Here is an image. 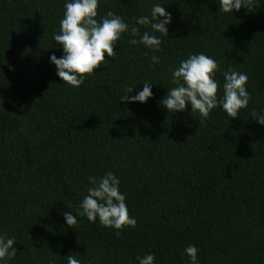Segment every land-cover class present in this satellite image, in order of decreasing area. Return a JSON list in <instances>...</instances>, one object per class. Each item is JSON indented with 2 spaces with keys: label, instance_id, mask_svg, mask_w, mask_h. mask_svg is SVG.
Listing matches in <instances>:
<instances>
[{
  "label": "trees",
  "instance_id": "16d2710c",
  "mask_svg": "<svg viewBox=\"0 0 264 264\" xmlns=\"http://www.w3.org/2000/svg\"><path fill=\"white\" fill-rule=\"evenodd\" d=\"M70 0H0V235L15 240L6 264H264V0L252 12H220L218 0H99L130 26L153 5L171 13L153 50L122 34L114 58L79 87L63 83L52 55ZM43 37V38H42ZM139 39V37H136ZM147 53V55H145ZM217 61L218 98L229 67L248 76V107L232 119L170 114L161 101L172 70L192 54ZM151 83L146 103L121 102ZM203 119V123L199 122ZM113 172L135 228L116 230L78 215L88 177ZM77 217L67 226L63 212ZM5 264V261H0Z\"/></svg>",
  "mask_w": 264,
  "mask_h": 264
},
{
  "label": "clouds",
  "instance_id": "9594fccd",
  "mask_svg": "<svg viewBox=\"0 0 264 264\" xmlns=\"http://www.w3.org/2000/svg\"><path fill=\"white\" fill-rule=\"evenodd\" d=\"M218 4L220 12L223 13H233V10L240 11L241 8L252 12L253 8L257 7L255 0H218ZM98 6L99 0L66 2L64 16L60 20L59 34L53 37L63 49V56L58 58L52 55L50 60L55 64L57 75L62 82L71 87L81 86L86 76L100 68L106 59L105 54L109 58H114L116 42L125 33L133 37L129 40L130 44H143L153 50L151 56L153 66L160 63L159 57L154 53L160 50L162 41L149 31H144L141 35L140 28L136 25L150 28L152 32L169 35L167 25L172 22L171 13L162 5L155 4L150 16L136 18V25L130 26L112 11H108L99 20L96 19ZM219 70L217 61L203 53L192 54L180 61L179 67L172 70V84L175 86L169 88L167 95L162 99L163 107L173 114L186 111L191 104L193 116L199 113L203 119H207L212 110L220 106L232 119L239 117L240 110L247 108L251 100L246 88L248 76L229 67L223 72V95L218 98L219 83L215 76ZM131 92L133 88H126L121 102L146 103L153 97L149 82H144L143 90L137 95L129 96ZM252 118L260 125H264V114L253 111ZM203 119L200 124L203 123ZM88 180L92 187L87 189V194L77 210L78 215L86 217L92 223H96L98 219L103 227L115 229L117 236L121 235L124 228H135L137 221L130 216L126 197L119 189L121 182L117 176L109 171L99 179L90 176ZM63 216L67 226L76 229L77 217L71 211L63 212ZM15 243L13 238L0 235V261H5L6 264L8 260L17 256ZM197 253L195 245H189L185 249L191 264H198ZM65 258L67 264H80L72 254ZM137 259L139 264H154L155 256L146 254Z\"/></svg>",
  "mask_w": 264,
  "mask_h": 264
}]
</instances>
